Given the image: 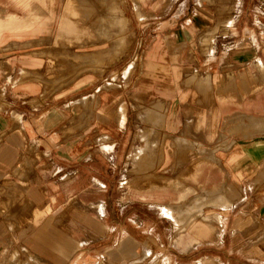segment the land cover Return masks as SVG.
<instances>
[{
	"label": "rangeland",
	"instance_id": "1",
	"mask_svg": "<svg viewBox=\"0 0 264 264\" xmlns=\"http://www.w3.org/2000/svg\"><path fill=\"white\" fill-rule=\"evenodd\" d=\"M61 11L66 21L65 35L82 37L81 41L73 44L74 50L88 53L78 55L83 61L73 63L65 74L79 72V78L88 82L73 90L75 84L63 82L61 71L48 87L39 83L41 95L31 103L34 107L45 105V111L56 107L67 113L62 126L52 133L47 132L48 159L44 172L48 179L62 177L65 193L76 191L74 196L65 198L61 209L57 210L53 205L50 215L58 213L64 218V223L57 226L65 230L64 239L72 237L81 243L66 258L53 250L44 256L59 259L60 264H72L79 257L82 258L80 264H112L111 251L119 248L123 235H132L140 242L135 248L136 257L120 260L121 264H264V220L262 214H256L263 207L264 190H255L259 204H253V196L252 204H248L249 191L253 195L254 189L246 187L248 180L259 182L262 177L255 174L240 176L239 195H244L243 203L234 210L235 205L229 209L222 234L184 252L173 242L180 227L162 213L161 204L150 198L143 199L136 193L138 177L143 173L130 170L133 152L145 143L140 131L148 123L143 122L141 110L154 109L163 101V111L165 106L173 103L180 127L169 132L173 136H186L189 132L185 129L191 93L184 97L183 91H191L192 86L200 83L203 88L195 87L193 94L202 97L207 90L215 92L217 83L220 87L230 85L232 61L237 58L236 54L250 47L248 37H255L256 63H264V0H63ZM56 13H60V5H57ZM79 16L77 23L75 17ZM89 36V41H85ZM177 36L181 39L178 43ZM34 37V43L26 48L45 53L40 61L41 69H45L48 51H59L63 43H52L54 31L42 33V39ZM145 60L167 63L172 71L178 67L180 77L176 78L171 73L169 88L164 87L161 80L147 82L142 72ZM219 63L223 66H217L218 73L225 77H220L207 89L206 77L201 78L197 68L209 69ZM253 66L257 80L260 77L264 81V72L256 64ZM201 72L205 73L204 70ZM95 95L96 100L91 102L89 98ZM237 95L240 100L246 96L242 92ZM115 97L118 99L114 101ZM74 101H77L76 106L72 105ZM121 104L126 108V120L122 125L115 118L98 120L89 117V124L69 134L65 135L61 129L88 110L104 116L108 110L117 111ZM169 112L170 109L167 110ZM240 114L224 121L223 132H213L206 137V147L199 148V141L196 145H188L187 150L193 155L182 166L153 169L145 173L146 176L191 183L193 192L190 198L203 197L207 208H219L217 198L227 193L232 173L217 177L219 174L213 169H220L222 164L227 166V158L217 156L218 151L213 146L219 142L226 143L238 134L241 137L239 143L243 144L246 133L242 130L227 131L231 124L247 121L248 116ZM103 132L108 137L97 141ZM104 144L111 148H102ZM56 153L60 154L58 166L52 163ZM195 159L208 162V172L199 176L206 182V189L197 187L190 174L186 178L180 177L183 174L181 170L188 172ZM215 182L219 186L210 188ZM136 199L141 203H133ZM237 210H242L243 219L235 229L232 222ZM12 212L13 217L27 218L21 221L24 223L22 226L30 222L31 208L27 205L23 208L16 205ZM82 212L101 217L106 227L104 232L91 229L86 222L88 216ZM52 234L61 235L54 228ZM2 248L0 244V250ZM25 257L21 254L18 260L23 261Z\"/></svg>",
	"mask_w": 264,
	"mask_h": 264
},
{
	"label": "crops",
	"instance_id": "2",
	"mask_svg": "<svg viewBox=\"0 0 264 264\" xmlns=\"http://www.w3.org/2000/svg\"><path fill=\"white\" fill-rule=\"evenodd\" d=\"M62 2L63 0H0V237H3L0 238V244L3 245L0 250V264H60L59 259L46 257L44 254L52 253L50 251L53 250L66 258L81 243L72 237L64 239L65 230L57 227L64 223V218L59 217L58 213L50 215L53 205L57 210L61 209L65 198L74 196L76 191L65 193L63 178L48 179L44 172V165L48 159L47 132L52 133L62 126V120L67 113L65 110L55 109L56 107L45 111V105L34 107L31 103L41 95V92H38L39 83L43 87H48L57 76L59 77L61 71L63 82L75 84L73 90L81 88L88 82L79 78V72L65 74L73 63L83 61L78 55L88 53L73 48V44L81 41L82 37L79 39L65 35L66 21L61 13ZM57 5H60L59 14L56 13ZM79 19L80 16L75 17L77 23ZM53 31L52 43H63V48L59 51L49 50L46 58L48 65L41 69L40 61L45 53L29 51L26 47L34 43L32 37L42 39V33ZM90 37L85 41H89ZM176 39L177 43L181 40L179 36ZM247 44L250 47L236 54L237 58L232 61L230 85H222L221 88L217 83L215 92L207 90V93H202V97L193 94L195 87L203 88L200 83L192 86L191 91H183L184 97L191 93L185 129L189 132L188 134L185 132L186 136H173L169 132L180 127L173 103L165 106L166 110L163 111L161 109L163 101L157 103L154 109L145 108L140 111L143 122L148 125L140 131L144 145L137 148L130 159V170L143 173V176L138 177L136 193L143 199L150 198L161 204L162 213L180 227L173 242L184 252L222 234L229 209L235 205L234 210L243 203L241 200L244 195H239L240 176L255 174L262 177V181L259 182L250 180L246 182L248 189H254L253 195L252 191H249L248 204H252V196L253 204H259L255 190H264V81L260 80V77L257 80L253 66L256 64L264 72V63L261 61L256 63L255 37H248ZM145 63L142 72L147 82L161 80L164 87L169 88L171 73L176 78L180 77L181 71L178 67L172 71L164 62L145 60ZM218 65L223 66L219 63L209 69L197 68L201 73L199 76L206 77L207 89L219 81L220 77H225L218 73ZM212 67L216 69L211 70ZM203 70L204 74L201 72ZM239 92H242V95L246 94L244 99H239L237 95ZM104 96H107V93ZM96 98L97 95L89 99L92 102ZM113 99L115 101L118 98ZM72 105L76 106L77 101ZM167 108L170 109L169 113ZM240 113L248 116L247 121L231 124L227 131L242 130L246 133L247 137L242 139L243 144L239 143L241 137L238 134L232 138L235 142L229 140L213 146L218 151L217 156L227 158V166L222 164L220 169H213L219 174L217 177L221 178L220 174L223 173H232L227 193L217 198L219 208H207L203 197L190 198L193 192L191 183L173 182L162 177L159 179L155 175L146 176L145 173L153 169L166 170L171 166H182L193 155L187 150L188 145L191 143L196 145L199 141L197 145L199 148L206 147L205 138L213 132H223L224 121L239 116ZM89 117L98 120L115 118L119 125H122L126 120V108L121 104L117 111L108 110L104 116L100 113L95 115L93 110H88L80 118L70 120L61 129L65 135L69 134L76 128L89 124ZM106 137L108 134L103 132L97 141ZM50 139L54 140L53 137ZM102 146L106 150L111 148L105 144ZM57 153L52 163L58 166L60 154ZM207 163L202 159L193 160L192 167L188 172L181 170L183 174H180V177L186 178L190 174L197 187L206 189V182L201 181L199 176L208 172ZM217 182L210 188H217L219 186ZM130 186L133 187V184ZM133 203L141 202L136 199ZM16 205H20L21 208L27 205L31 208L28 224L22 226L24 223L21 221L27 219L26 217H13L12 211ZM242 213V210L235 211L233 228L241 225ZM81 214L88 216L86 222L91 229L104 232L106 227L101 217L86 212ZM256 214H262L264 220V201L263 207L258 209ZM53 228L61 235L52 234ZM138 244L140 242L134 236L123 235L119 248L110 253L113 258L112 264H121L120 260L135 258L137 253L135 248ZM21 254L26 255L23 261H19ZM81 259L77 258L72 264H80Z\"/></svg>",
	"mask_w": 264,
	"mask_h": 264
}]
</instances>
